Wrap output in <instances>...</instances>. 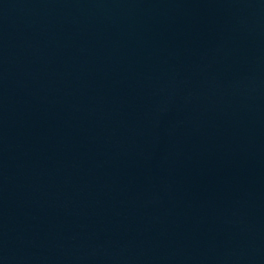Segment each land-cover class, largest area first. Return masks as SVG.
<instances>
[{"label":"water","instance_id":"obj_1","mask_svg":"<svg viewBox=\"0 0 264 264\" xmlns=\"http://www.w3.org/2000/svg\"><path fill=\"white\" fill-rule=\"evenodd\" d=\"M0 264H264V0H0Z\"/></svg>","mask_w":264,"mask_h":264}]
</instances>
